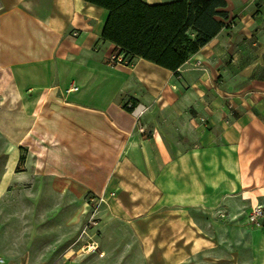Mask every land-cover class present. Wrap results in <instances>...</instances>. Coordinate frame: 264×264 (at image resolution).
<instances>
[{
  "label": "crops",
  "instance_id": "1",
  "mask_svg": "<svg viewBox=\"0 0 264 264\" xmlns=\"http://www.w3.org/2000/svg\"><path fill=\"white\" fill-rule=\"evenodd\" d=\"M225 3L219 32L171 71L109 63L123 53L101 38L104 8L0 0V97L26 90L51 159L75 162L54 191L115 193L124 264H264V216L247 220L264 209V0Z\"/></svg>",
  "mask_w": 264,
  "mask_h": 264
},
{
  "label": "rangeland",
  "instance_id": "2",
  "mask_svg": "<svg viewBox=\"0 0 264 264\" xmlns=\"http://www.w3.org/2000/svg\"><path fill=\"white\" fill-rule=\"evenodd\" d=\"M28 102L22 88L19 96L0 97V264H124L127 229L108 219L106 205L91 216L89 199L100 194L52 189L59 187L62 172L74 174L75 162L51 159L44 115ZM130 243L134 252L138 242ZM67 245L77 252L62 256ZM131 264H141L140 258L132 256Z\"/></svg>",
  "mask_w": 264,
  "mask_h": 264
},
{
  "label": "trees",
  "instance_id": "3",
  "mask_svg": "<svg viewBox=\"0 0 264 264\" xmlns=\"http://www.w3.org/2000/svg\"><path fill=\"white\" fill-rule=\"evenodd\" d=\"M108 11L101 38L115 44L127 63L141 58L176 71L212 37L226 17L225 0H84ZM131 107H126L128 112Z\"/></svg>",
  "mask_w": 264,
  "mask_h": 264
},
{
  "label": "built area",
  "instance_id": "4",
  "mask_svg": "<svg viewBox=\"0 0 264 264\" xmlns=\"http://www.w3.org/2000/svg\"><path fill=\"white\" fill-rule=\"evenodd\" d=\"M109 63H112V64H123V65H129V63H127V61L124 59L123 55L122 54H114L112 56L109 57V60H108ZM195 66L196 67H200V62L197 61L195 63ZM78 87L75 86V85H71L70 87L66 88L65 89V93H69V92H72V91H75L77 90ZM229 106H232V104L229 103ZM201 120L203 121L204 118H201ZM114 192H110L109 194H100L96 197H91L89 199V201L91 202L92 204V218L94 217V215L99 212V206L100 205H106L107 204V200L110 198V197H113L114 196ZM264 216V209H263V206L261 204H254L252 206H250L249 208V211L247 213V220L249 222V224H251L252 226L256 227V228H259L261 227L262 225V218ZM90 220V223L92 224H96V220ZM92 247H91V250L92 251H95L96 250V247L94 245V242L92 243ZM0 262H2V259H0Z\"/></svg>",
  "mask_w": 264,
  "mask_h": 264
}]
</instances>
